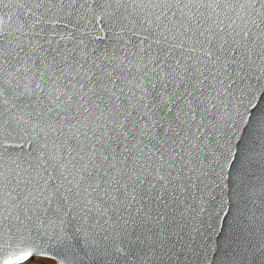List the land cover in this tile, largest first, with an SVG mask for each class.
<instances>
[{"label":"snow or ice","instance_id":"6c2138e0","mask_svg":"<svg viewBox=\"0 0 264 264\" xmlns=\"http://www.w3.org/2000/svg\"><path fill=\"white\" fill-rule=\"evenodd\" d=\"M0 264H264V0H0Z\"/></svg>","mask_w":264,"mask_h":264}]
</instances>
